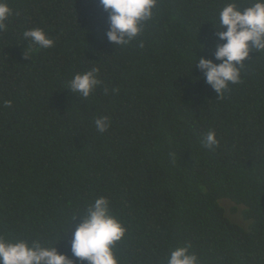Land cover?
Returning a JSON list of instances; mask_svg holds the SVG:
<instances>
[{
    "label": "trees",
    "instance_id": "1",
    "mask_svg": "<svg viewBox=\"0 0 264 264\" xmlns=\"http://www.w3.org/2000/svg\"><path fill=\"white\" fill-rule=\"evenodd\" d=\"M6 2L0 236L40 240L88 264L71 252L82 221L74 218L104 196L126 228L120 264H167L171 249L189 245L200 264H264V52L250 54L222 98L195 67L198 57L215 59L221 9L252 0H158L124 46L108 41L99 0ZM33 28L54 47L25 39ZM93 68L101 84L92 95L68 90ZM105 116L101 133L95 120ZM209 131L211 148L202 143ZM224 200L243 206L247 226Z\"/></svg>",
    "mask_w": 264,
    "mask_h": 264
},
{
    "label": "clouds",
    "instance_id": "2",
    "mask_svg": "<svg viewBox=\"0 0 264 264\" xmlns=\"http://www.w3.org/2000/svg\"><path fill=\"white\" fill-rule=\"evenodd\" d=\"M99 2L109 14L106 35L115 46H124L136 39L142 33L145 22L154 17V10L158 8V0ZM11 14L12 9L6 0H0V30L6 29L4 21ZM214 27L218 38L213 51L215 59L196 55L195 67L203 73L202 79L222 98L231 84L240 83L241 69L250 54L264 52V0H252L243 8L236 2L226 4L219 13V26L214 23ZM23 35L41 49L54 47V40L44 29H29ZM97 73L98 69L93 68L76 74L68 82V90L88 98L101 84ZM95 127L99 132H105L110 127L108 118H97ZM202 143L208 148L217 145L215 132L209 131ZM110 209V200L100 196L87 205L83 214L74 218L82 217L71 240L74 257L86 260L88 264H120L115 246L124 238L126 228ZM189 249L190 245L171 249L167 264H200L197 255ZM0 264H74V261L67 254L59 253L56 246H45L40 240L30 242L18 239L13 242L0 236Z\"/></svg>",
    "mask_w": 264,
    "mask_h": 264
},
{
    "label": "rangeland",
    "instance_id": "3",
    "mask_svg": "<svg viewBox=\"0 0 264 264\" xmlns=\"http://www.w3.org/2000/svg\"><path fill=\"white\" fill-rule=\"evenodd\" d=\"M223 205L225 206L224 208L226 209L227 214L229 215L230 218L242 224L243 226L248 225V221L245 220L243 216V211H242L243 206L236 205L231 200H224Z\"/></svg>",
    "mask_w": 264,
    "mask_h": 264
}]
</instances>
